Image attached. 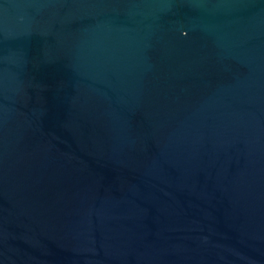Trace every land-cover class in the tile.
<instances>
[{
  "label": "water",
  "instance_id": "95a60500",
  "mask_svg": "<svg viewBox=\"0 0 264 264\" xmlns=\"http://www.w3.org/2000/svg\"><path fill=\"white\" fill-rule=\"evenodd\" d=\"M0 264H264V0H0Z\"/></svg>",
  "mask_w": 264,
  "mask_h": 264
}]
</instances>
